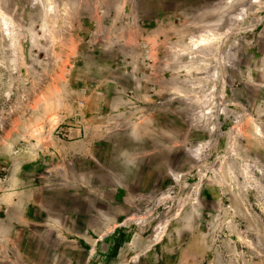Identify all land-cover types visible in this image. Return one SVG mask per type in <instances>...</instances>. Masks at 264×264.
Returning <instances> with one entry per match:
<instances>
[{"label":"rangeland","instance_id":"1","mask_svg":"<svg viewBox=\"0 0 264 264\" xmlns=\"http://www.w3.org/2000/svg\"><path fill=\"white\" fill-rule=\"evenodd\" d=\"M0 264H264V0H0Z\"/></svg>","mask_w":264,"mask_h":264}]
</instances>
